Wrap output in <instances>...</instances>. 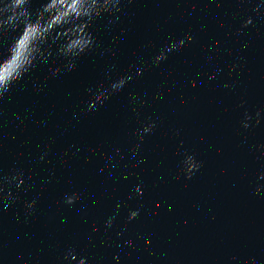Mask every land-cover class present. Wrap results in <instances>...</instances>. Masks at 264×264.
Instances as JSON below:
<instances>
[{
    "label": "water",
    "instance_id": "95a60500",
    "mask_svg": "<svg viewBox=\"0 0 264 264\" xmlns=\"http://www.w3.org/2000/svg\"><path fill=\"white\" fill-rule=\"evenodd\" d=\"M120 8L93 20L95 45L66 76L53 74L69 63L53 49L0 99V264H264V0ZM13 36L0 37V59ZM187 154L201 162L191 179Z\"/></svg>",
    "mask_w": 264,
    "mask_h": 264
},
{
    "label": "clouds",
    "instance_id": "9594fccd",
    "mask_svg": "<svg viewBox=\"0 0 264 264\" xmlns=\"http://www.w3.org/2000/svg\"><path fill=\"white\" fill-rule=\"evenodd\" d=\"M123 2L124 0H43L40 7L33 12L30 7L33 0H0V37H3L5 33L14 34L7 47V56L0 59V99H3L15 83L27 76L37 62H47L53 54V49H56L59 56L69 61L65 70L55 69L53 74L60 72L66 76L74 69L75 60L88 53L95 45V37L89 31L93 20L104 14L115 15L121 10L120 5ZM252 22L253 18L248 17L243 27H247ZM185 40L191 41L192 36L185 34L184 39L165 46L153 62L159 64L166 60L167 54L182 47ZM142 72L143 69L138 70V74H142ZM131 79V76H122L118 80L110 82L107 88H98L93 94V99L88 102L87 110L103 106L110 93L122 90ZM89 91L92 90L89 89ZM241 105H243V101ZM260 115L259 111L255 113V117L245 112L242 121L243 127L247 129L250 126L249 122L253 119L258 124ZM155 126L154 122H149L142 129L141 138L143 134H150ZM136 148L139 149L140 145L137 144ZM139 162L142 163L143 160ZM181 165V171L185 174V178L191 179L201 167V162L197 161L193 155L187 154L181 161ZM22 175V173H18L2 179L8 183H16ZM18 186L19 184H17ZM261 190L259 186L256 188L257 193ZM132 191L137 195L142 194L139 184ZM77 199V194L66 195L64 202L71 205ZM35 203L36 201L33 200L26 206L32 209ZM119 209L120 205L117 204L113 215L106 221L108 227L112 226L119 214ZM138 215L139 210H133L128 219L131 221ZM80 264H85L84 260H81Z\"/></svg>",
    "mask_w": 264,
    "mask_h": 264
}]
</instances>
